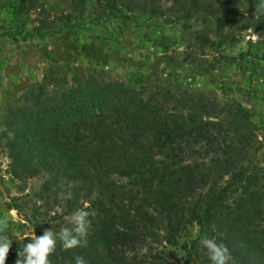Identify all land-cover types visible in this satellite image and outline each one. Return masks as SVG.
<instances>
[{
  "label": "trees",
  "instance_id": "trees-1",
  "mask_svg": "<svg viewBox=\"0 0 264 264\" xmlns=\"http://www.w3.org/2000/svg\"><path fill=\"white\" fill-rule=\"evenodd\" d=\"M165 1L182 13L170 25L202 15L214 19L219 33L225 26L251 28L264 39L262 0ZM152 2L154 15L159 0ZM60 93L43 101V91L29 94L4 122L14 179L46 173L51 181L75 183L69 211L81 196L96 195L86 209L94 213L87 246L66 250L57 242L51 264H75L76 256L88 264H171L154 252L150 229L164 218V230L175 234L185 216L199 228L189 247L180 246L186 264H210L205 249L203 257L195 252L204 237L224 244L232 264H264V176L250 162L260 129L245 110L231 107L221 118L223 109L202 94L168 91L158 101L96 81ZM114 177L129 188L116 186ZM10 239L6 264H16L30 239ZM168 243L178 246L172 234Z\"/></svg>",
  "mask_w": 264,
  "mask_h": 264
},
{
  "label": "rangeland",
  "instance_id": "rangeland-1",
  "mask_svg": "<svg viewBox=\"0 0 264 264\" xmlns=\"http://www.w3.org/2000/svg\"><path fill=\"white\" fill-rule=\"evenodd\" d=\"M158 5L152 15V0H0V221H7L8 237L58 233L96 198L81 196L69 211L75 183L51 181L46 173L14 179L5 148L4 122L12 108L29 94L43 91V101L79 81L123 84L158 101L168 91L202 94L223 109L221 118L231 107L242 108L260 129L250 162L264 176V39L251 28L225 26L219 33L214 19L202 15L170 25L182 13L165 0ZM113 181L129 188L125 179ZM165 225L163 218L159 229H150L157 235L154 252L186 264L180 246L191 245L198 226L186 216L174 225L175 234ZM171 234L178 246L168 243ZM195 252L203 257L200 242Z\"/></svg>",
  "mask_w": 264,
  "mask_h": 264
},
{
  "label": "clouds",
  "instance_id": "clouds-1",
  "mask_svg": "<svg viewBox=\"0 0 264 264\" xmlns=\"http://www.w3.org/2000/svg\"><path fill=\"white\" fill-rule=\"evenodd\" d=\"M94 213L86 208L77 209L72 213L69 223L71 227H62L58 233L52 229H45L41 236L33 234V238L24 244L22 253L18 252L19 259L16 264H51L50 255L56 250L57 242L64 249H74L87 246V236ZM7 221H0V264H6V259L13 240L10 239L5 229ZM200 244L206 250L210 264H232L233 257L229 249L214 238H201ZM22 256V259H21ZM75 264H88L82 256H76Z\"/></svg>",
  "mask_w": 264,
  "mask_h": 264
}]
</instances>
